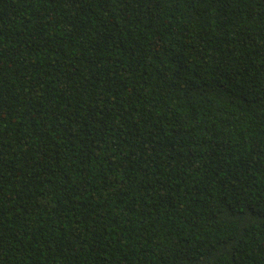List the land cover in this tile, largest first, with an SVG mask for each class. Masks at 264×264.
<instances>
[{"label":"trees","instance_id":"trees-1","mask_svg":"<svg viewBox=\"0 0 264 264\" xmlns=\"http://www.w3.org/2000/svg\"><path fill=\"white\" fill-rule=\"evenodd\" d=\"M0 264H264V0H0Z\"/></svg>","mask_w":264,"mask_h":264}]
</instances>
